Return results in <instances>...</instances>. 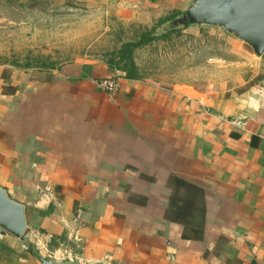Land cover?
<instances>
[{
  "label": "crops",
  "instance_id": "obj_1",
  "mask_svg": "<svg viewBox=\"0 0 264 264\" xmlns=\"http://www.w3.org/2000/svg\"><path fill=\"white\" fill-rule=\"evenodd\" d=\"M84 1L143 27L192 2ZM257 62L254 84L215 90L129 79L107 59L0 64V187L31 245L79 264H264ZM0 264L40 263L0 233Z\"/></svg>",
  "mask_w": 264,
  "mask_h": 264
},
{
  "label": "rangeland",
  "instance_id": "obj_2",
  "mask_svg": "<svg viewBox=\"0 0 264 264\" xmlns=\"http://www.w3.org/2000/svg\"><path fill=\"white\" fill-rule=\"evenodd\" d=\"M102 5L0 0V64L18 60L22 65L53 66L108 59L155 28L160 38L134 53L139 76L148 81L215 90L245 88L261 76H255L260 66L253 49L223 28L199 25L165 31V23L143 27L114 18Z\"/></svg>",
  "mask_w": 264,
  "mask_h": 264
},
{
  "label": "water",
  "instance_id": "obj_3",
  "mask_svg": "<svg viewBox=\"0 0 264 264\" xmlns=\"http://www.w3.org/2000/svg\"><path fill=\"white\" fill-rule=\"evenodd\" d=\"M207 25L223 28L264 55V0H192L181 16L163 25L165 31ZM0 233L20 239L40 264H79L45 257L30 243L25 207L0 187Z\"/></svg>",
  "mask_w": 264,
  "mask_h": 264
},
{
  "label": "trees",
  "instance_id": "obj_4",
  "mask_svg": "<svg viewBox=\"0 0 264 264\" xmlns=\"http://www.w3.org/2000/svg\"><path fill=\"white\" fill-rule=\"evenodd\" d=\"M176 17L177 15L162 19L158 22V25H163ZM155 32V28L152 31H147L140 36L138 41L126 43L119 51L109 54L110 58L107 59V62L110 69L124 73L129 79L140 78L138 67L134 60V53L137 49L159 39L160 37L156 36Z\"/></svg>",
  "mask_w": 264,
  "mask_h": 264
},
{
  "label": "built area",
  "instance_id": "obj_5",
  "mask_svg": "<svg viewBox=\"0 0 264 264\" xmlns=\"http://www.w3.org/2000/svg\"><path fill=\"white\" fill-rule=\"evenodd\" d=\"M99 89L107 95L113 97L120 90V80H103L98 83Z\"/></svg>",
  "mask_w": 264,
  "mask_h": 264
}]
</instances>
